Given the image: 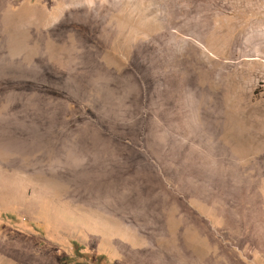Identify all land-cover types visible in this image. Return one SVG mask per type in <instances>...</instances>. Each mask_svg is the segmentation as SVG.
Returning a JSON list of instances; mask_svg holds the SVG:
<instances>
[{
	"label": "rangeland",
	"instance_id": "rangeland-1",
	"mask_svg": "<svg viewBox=\"0 0 264 264\" xmlns=\"http://www.w3.org/2000/svg\"><path fill=\"white\" fill-rule=\"evenodd\" d=\"M0 264H264V0H0Z\"/></svg>",
	"mask_w": 264,
	"mask_h": 264
}]
</instances>
